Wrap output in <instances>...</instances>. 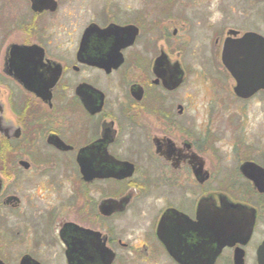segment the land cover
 Returning <instances> with one entry per match:
<instances>
[{"label":"flooded vegetation","instance_id":"obj_1","mask_svg":"<svg viewBox=\"0 0 264 264\" xmlns=\"http://www.w3.org/2000/svg\"><path fill=\"white\" fill-rule=\"evenodd\" d=\"M0 17V264H264V126L228 114L240 152L222 165L195 149V108L168 107L185 60L264 96L237 95L223 62L248 33L263 57L264 0H0ZM221 193L242 206L224 243L198 216Z\"/></svg>","mask_w":264,"mask_h":264},{"label":"rangeland","instance_id":"obj_2","mask_svg":"<svg viewBox=\"0 0 264 264\" xmlns=\"http://www.w3.org/2000/svg\"><path fill=\"white\" fill-rule=\"evenodd\" d=\"M1 18V17H0ZM20 32L14 34L13 38H22ZM56 38L59 40H67V33L61 29L56 33ZM190 53V52H188ZM185 68L189 69V73L186 81L178 92V96H169L168 107L177 108L178 104H182L186 108H195V149L202 155H208V158L212 159V154H218L222 161H226L229 154L240 152L238 144L235 142L236 134L232 133L229 127H227L226 119L228 114H235L234 112L238 108H250L248 109V121L249 124L253 123L252 129L256 130L264 126V102L260 103V98L264 100V96H260L247 103L238 102L234 95L230 94V84L232 80H225L224 69L221 65L217 66L208 62H196L185 60ZM223 79V83H226L225 88L216 87L214 78ZM230 100V108H224L223 100ZM220 102H222L220 104ZM173 105V106H172ZM220 106L218 108V106ZM262 108V117L259 118L255 112ZM193 111V109H189ZM246 121V120H245ZM230 124V120L228 121ZM234 123H232L233 125ZM237 127V126H236ZM264 130V129H263ZM217 134L219 138L212 139V135ZM257 144V143H255ZM258 149H264V143L257 145ZM254 152L257 150H253ZM223 180L219 174L216 175L209 184V189L218 188L219 182ZM206 188H200L195 185V201L203 194V190Z\"/></svg>","mask_w":264,"mask_h":264},{"label":"water","instance_id":"obj_3","mask_svg":"<svg viewBox=\"0 0 264 264\" xmlns=\"http://www.w3.org/2000/svg\"><path fill=\"white\" fill-rule=\"evenodd\" d=\"M256 36L252 33L245 34L242 39H238L237 43L226 41L223 50V62L225 67L231 72L236 80L234 91L241 97H250L260 89H264V54L260 59L256 55ZM233 50L240 51L241 56L233 57L231 54ZM158 66H155V69ZM179 67V66H178ZM184 79V70L179 67V71L174 77L163 80L165 85L169 88H174L182 83ZM203 165L197 167L195 173L200 181H205L208 175L202 171ZM201 177V178H200ZM260 190L264 191V187L260 186ZM219 199L222 202L221 206H207V202L214 199L210 196H204L200 199L198 205V216L205 218H212L219 229H215L216 239L222 241L227 240L228 232L225 227L229 223H235V215L230 213L231 209H241L242 206H232L226 204L227 197L221 193ZM262 257L264 258V247L262 249Z\"/></svg>","mask_w":264,"mask_h":264}]
</instances>
